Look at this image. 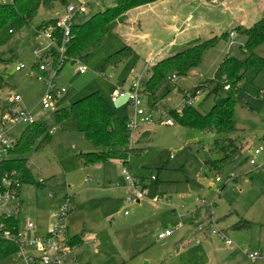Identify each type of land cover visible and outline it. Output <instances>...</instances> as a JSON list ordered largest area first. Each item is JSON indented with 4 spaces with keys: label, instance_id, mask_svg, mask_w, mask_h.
Masks as SVG:
<instances>
[{
    "label": "rangeland",
    "instance_id": "374dc122",
    "mask_svg": "<svg viewBox=\"0 0 264 264\" xmlns=\"http://www.w3.org/2000/svg\"><path fill=\"white\" fill-rule=\"evenodd\" d=\"M85 1L82 20L117 5L115 0ZM161 1L122 11L114 23L115 30L107 33L75 64L66 62L58 72L57 67L49 65L52 58L45 52L50 42L43 30L37 31L36 27L56 18L67 4L77 5L76 0H43L32 25L16 31L1 48L12 60L6 67L0 66L7 81V87L0 91V113L8 104L9 93L17 92L21 96L20 105L33 114L35 121L45 124L49 131L55 128L43 147L27 154L29 170L35 181L42 184L25 183L20 187L21 230L28 237L31 234L45 236L60 226L59 206L68 205L71 211L65 217L66 238L79 235L84 243L70 251L66 264H264L262 260L253 261L243 252L248 249L264 255V168L254 169L245 161L225 165L222 174L209 171L204 166L205 152L213 149L214 140L224 134L183 127L169 113L170 109H180L188 103L193 98L190 90L201 81L213 78L226 57L246 58L242 48L245 35L233 31L234 38H220L203 54L200 65L186 76L171 75L161 82L156 87V98L150 101L152 105L148 100L142 105L144 116H149L151 122L141 121L144 116L135 117L134 107L125 99L111 101L116 93V82H128L135 77L143 87L152 75V65L174 54L178 47L185 45L186 39L207 40L230 30L229 24L250 23L255 16L264 14V0H199L193 4L184 0ZM186 13L191 15L190 19ZM211 25L223 29L219 27L218 32L204 37L206 30L210 32L214 28ZM191 26L196 27V31L187 32ZM178 29L186 32L179 35ZM125 44L132 45L135 54L116 68H104L107 56ZM53 50L60 59L61 49L53 46ZM256 52L264 57V45ZM35 63L46 66L42 79L35 73ZM20 65L24 68L16 71L15 67ZM80 65L87 66L85 73L78 71ZM51 79L58 87L73 93L68 104L94 91L103 93L117 115L129 116L139 126L132 134L133 143L140 139L143 129L151 132L152 140L139 145L146 147L144 152L131 158L127 167L117 160L84 166L79 153L95 148L81 132L68 128L72 119H67L66 123L56 120V106L63 96L50 108H43L47 83ZM184 96H188L185 101ZM235 97L237 130L227 135L243 143V157H246L264 134V100L261 98L264 97V68L247 72ZM192 102L200 110L208 111L214 96L208 95L205 89ZM25 127L24 124L16 126L12 135L18 138ZM209 153L213 159L220 157L214 149ZM125 168L146 184L143 188L146 196L140 203L128 205L126 202ZM230 173L237 179H228L225 189L219 191ZM217 176L222 178L221 182L215 181ZM155 196L160 197V201L153 202ZM201 199L215 203L216 226L227 230L234 243L232 247L224 245L216 236L204 239L201 244L185 241V236L193 235L192 223H198L206 214V210L197 209L201 207ZM29 219L35 222L33 231L26 229L25 221ZM242 220L249 221V227L234 228ZM179 224L183 227L175 230L172 237L158 240L159 232L175 229ZM91 240H96L97 245L93 246ZM25 252L38 253L29 246ZM0 264L27 263L23 256L15 253L1 259Z\"/></svg>",
    "mask_w": 264,
    "mask_h": 264
},
{
    "label": "trees",
    "instance_id": "16d2710c",
    "mask_svg": "<svg viewBox=\"0 0 264 264\" xmlns=\"http://www.w3.org/2000/svg\"><path fill=\"white\" fill-rule=\"evenodd\" d=\"M157 1L159 0H116L117 5L114 7H107L86 19L75 21L71 28V37L66 43L64 63L60 65L57 72L66 62L83 57L91 47L101 42L107 33L115 30L114 23L122 11ZM42 4L43 0L0 1V66L6 67L12 60L2 53L1 48L9 42L16 31L32 25ZM56 18L38 25L36 30H43L54 24ZM236 30L246 37L242 46L246 52V58L226 57L218 66L213 78L201 81L190 90L193 98H196L201 91L208 90V95L214 96L211 109L202 111L192 105L193 103H186L180 109L169 110L171 118L183 127L196 128L204 133L224 134L223 137L218 136L212 143L214 152H218L220 157L211 158L209 152L213 150L212 147L205 152L204 166L216 174H222L225 165L229 163L247 162L248 155L243 157V143L238 138L227 134L237 130L235 124L236 89L240 87L247 72L264 68V57L256 52L259 46L264 45V16L251 26L244 28L239 26L236 27ZM227 36L225 32L223 35L211 39H199L186 43L184 46L178 47V50H175L171 56L154 63L152 75L143 87V96H145L146 102L148 100L150 103L156 98L155 89L161 82L169 79L171 75L186 76L191 69L200 65L203 54L208 49L214 47L220 38ZM57 43L58 45L61 43L60 38ZM134 54V47L125 44L107 56L103 67L116 68ZM47 55L51 56L56 64L58 55L53 47L49 49ZM35 66L37 71L38 63H35ZM226 86L228 88H225ZM6 87L5 72L0 70V91ZM187 99L188 96H184L183 101ZM150 104L152 105V103ZM5 108H2L1 111L3 112ZM55 118L58 122L73 118L77 125V131L81 132L94 146L95 150L79 153V160L84 166L118 160L122 166L127 167L130 166L128 162L131 158L140 156L146 149V147L139 146L141 143H138V146L133 143V133L129 127L130 118L117 115L100 91H94L71 104L57 108ZM50 136L51 133L45 124L37 121L27 124L16 139L15 147L9 157L0 161V178L4 173L14 172L22 185L25 183L41 185L42 182H36L29 170L27 154L34 149L43 147L50 140ZM145 136L146 139L143 143L152 140L151 132L146 131ZM233 178L237 179L236 176ZM228 179L229 175L224 179V184L219 187V191L225 189ZM248 226V221H239L234 225V228L246 229ZM21 227L22 220L19 216H0V260L17 253L19 249L17 239H10L6 237L5 233L16 235L22 229ZM65 244L72 250L83 244V238L79 235L67 237Z\"/></svg>",
    "mask_w": 264,
    "mask_h": 264
},
{
    "label": "built area",
    "instance_id": "2783aa9c",
    "mask_svg": "<svg viewBox=\"0 0 264 264\" xmlns=\"http://www.w3.org/2000/svg\"><path fill=\"white\" fill-rule=\"evenodd\" d=\"M76 2L77 5L73 3L67 4L64 10L57 16L55 23L43 29L46 39L50 42L45 50L49 51V49L53 46H57L61 49V58L57 60V64H55L53 60L49 63V65H53L54 67H57V69L64 63L66 43L71 37L72 25L83 14V12H85L87 1L76 0ZM233 35L234 33L231 32L230 36L233 37ZM58 37L61 39V43L59 45L57 43V40L59 39ZM35 53L38 54L39 50L36 49ZM23 67L24 65L16 66V70H20ZM87 69L86 65L78 66V71L80 73H85ZM45 70L46 66L39 63L38 70L35 71L36 74H40L38 79H42V73L45 72ZM143 87L141 86L139 80L135 77L127 84L117 83L116 93L112 96L111 101L115 103L120 98H123L128 104L134 107L135 117L144 116L145 110L142 105L146 101V98L143 96ZM226 88H228V86H226ZM65 92V87H58L51 79L47 83V91L43 101V108H50L51 105L58 101ZM261 98L264 100V97ZM193 99H189L188 103H193ZM20 102L21 96L19 94L10 93L7 98L8 104L0 115V161L8 158L11 151H13L15 147L17 138L12 135V130L18 125H27L35 121L33 114L26 111L20 105ZM141 121L151 122L149 116H144ZM167 123L168 122H165V124ZM129 127L132 133H134V130H136L139 126L136 124L134 119H130ZM53 131L54 129H51L50 133ZM260 155H264V136L260 138L258 145L248 155L247 162L255 168L261 167L262 165L258 161ZM233 177L235 176L230 173L229 179H232ZM124 179L128 182L125 197L127 204L130 205L140 203L146 196V192L143 189L146 187L145 182L131 176L126 168L124 170ZM151 179L155 180V177L152 176ZM215 181L221 182L222 178L217 176ZM22 186L23 185L20 179L14 172H7L1 176L0 216H19L21 204L18 198L20 196V187ZM140 188H142V190H140ZM152 201L158 202L160 201V197L155 196ZM199 202L202 207L207 209V218L196 224L193 231V234L195 235L190 239V242L199 244L201 243L203 237L216 236L224 243V245L232 247L234 243L229 238L228 232L225 229L218 228L216 226L217 222L214 217L215 203L213 201H206L205 199H201ZM69 211L70 208L68 205L59 206V217L61 218L60 226L51 230L45 236L37 237L31 234L30 237H28L23 234L21 229L16 235L9 232H6L5 235L10 239H17L19 245L17 253L25 258L27 264H66L67 255L71 251V249L65 244L67 233V229L65 227V217ZM125 214H127V211H125ZM25 225L28 231H33L35 228V222L32 220L25 221ZM182 227V224H179L175 229L159 232L157 237L158 239L171 237L175 230ZM26 246L36 249L38 253L36 255L26 254ZM243 252L253 261H264V255H260L257 252H250L248 249H243Z\"/></svg>",
    "mask_w": 264,
    "mask_h": 264
},
{
    "label": "crops",
    "instance_id": "0c3cea01",
    "mask_svg": "<svg viewBox=\"0 0 264 264\" xmlns=\"http://www.w3.org/2000/svg\"><path fill=\"white\" fill-rule=\"evenodd\" d=\"M116 1V0H115ZM115 1L113 2V3H115ZM184 1H191L192 2V4L193 3H195V2H199V0H184ZM161 2H164V0H162ZM112 3V4H113ZM111 4V5H112ZM110 5V6H111ZM261 11V10H260ZM189 15V13H186V17H189V19H190V17H191V15L190 16H188ZM264 16V14H259L258 16H255L254 18H253V20L250 22V23H247V24H244V25H237V26H235L234 24H229V25H231L229 28H231L230 30L229 29H227L225 32H228L229 34H228V38L229 39H232V38H234L235 37V34L233 35V37H231L230 36V33L231 32H233V31H236L237 32V30H236V27H249V26H251L253 23H255L256 21H258L260 18H262ZM81 17L82 16H80L76 21H79L80 19H81ZM185 23H187V22H185ZM232 23V22H231ZM198 25V24H197ZM212 26V28L214 27V25H211ZM235 26V27H234ZM219 27H221V26H215L212 30H210V32L208 31V30H206V34H204L203 36L204 37H209L208 35H209V33L210 34H214L213 32H218V28ZM234 27V28H233ZM222 28V27H221ZM223 29V28H222ZM220 30V29H219ZM187 32H191V31H196V27H194V26H191V28H188L187 30H186ZM186 31H183V30H179L178 29V31L176 32V33H178L179 35L182 33V32H186ZM198 31V30H197ZM177 35V34H176ZM176 35H175V37H176ZM226 37V38H227ZM190 39H192V38H190ZM195 40H198V37H195V38H193L192 40H189V39H186V41H184L183 42V44H186V43H190V42H192V41H195ZM232 41V40H231ZM186 42V43H185ZM45 52H47L48 53V51H46L45 50ZM24 68V67H23ZM22 68V69H23ZM15 69H16V67H15ZM22 69H20V70H16V71H21ZM132 80V79H131ZM130 80V81H131ZM130 81H128L127 82V80H123L122 82H116V84L117 83H129ZM157 89V88H156ZM156 89H155V93H157L158 94V90L156 91ZM16 94H18L17 92H15ZM10 94V93H9ZM73 94V93H72ZM71 93H69L68 92V90L66 91V93L63 95V97L61 98V101H59L58 103H57V108H60V107H62V106H66V105H68V103L70 102V101H72L71 99H72V95ZM129 117V116H128ZM68 119H72V122L69 124V127L68 128H71V129H76V131H77V125H76V122H75V120L73 119V118H68ZM67 119H65V120H63L64 121V123H66L67 121H66ZM62 121V122H63ZM52 129H54L55 130V128H52ZM146 131H148V132H150L149 130H146V129H143V131H142V133H141V137H140V139H137V143L136 144H140V143H142L145 139H146V136H145V132ZM54 132V131H53ZM52 132V133H53ZM139 134H140V132H139ZM263 136H264V134H263ZM263 136H260L259 138H261V137H263ZM144 137V138H143ZM260 140V139H259ZM138 146V145H137ZM118 161V160H117ZM258 161L261 163V167H258V168H255V167H253L254 169H263L264 168V155H260L259 156V158H258ZM113 162H116V160H114V161H112V162H109V163H113ZM236 164V163H235ZM127 188V186L125 187V189ZM126 192H127V190H126ZM201 205V204H200ZM203 209L204 211H205V216L200 220V221H204L207 217V209L206 208H204V207H202V205H201V207H198L197 209ZM198 211V210H197ZM199 212V211H198ZM125 213V212H124ZM29 220H32V219H29ZM33 221V220H32ZM199 221V222H200ZM242 221H247V220H242ZM249 222V221H248ZM196 224L197 223H192V226L193 227H195L196 226ZM249 227V226H248ZM191 235V234H190ZM74 236H76V235H74ZM173 236V235H172ZM171 236V237H172ZM194 236V234L192 235V236H190L191 238ZM187 236H185L184 238H185V241L188 243H190L191 244V242H190V239L191 238H186ZM83 238V237H82ZM158 238V237H157ZM206 238H208V237H203L202 238V240H201V242H203L204 241V239L206 240ZM166 239V238H165ZM158 240H164V239H158ZM179 240V239H178ZM91 243H92V245L93 246H95V245H97V241L96 240H91L90 241ZM178 241L176 240V243H177ZM83 243H84V240H83ZM195 244V243H194ZM199 244H201V243H199ZM80 246V245H79ZM76 249L77 248H79L78 246H76L75 247ZM67 260V259H66ZM67 264H69V263H67ZM146 264H148V263H146Z\"/></svg>",
    "mask_w": 264,
    "mask_h": 264
},
{
    "label": "water",
    "instance_id": "95a60500",
    "mask_svg": "<svg viewBox=\"0 0 264 264\" xmlns=\"http://www.w3.org/2000/svg\"><path fill=\"white\" fill-rule=\"evenodd\" d=\"M81 59V58H80ZM77 62V60H72L71 64H75Z\"/></svg>",
    "mask_w": 264,
    "mask_h": 264
}]
</instances>
